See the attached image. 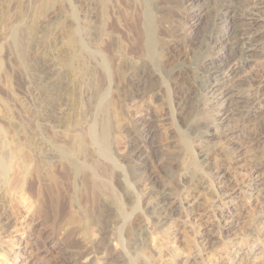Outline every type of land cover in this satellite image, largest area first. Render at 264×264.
I'll list each match as a JSON object with an SVG mask.
<instances>
[{"label": "rangeland", "instance_id": "obj_1", "mask_svg": "<svg viewBox=\"0 0 264 264\" xmlns=\"http://www.w3.org/2000/svg\"><path fill=\"white\" fill-rule=\"evenodd\" d=\"M254 1L153 0L154 62L137 0H54L18 24L22 58L2 31L0 124L14 147L32 141L25 159L39 175L21 181L23 162L13 160L0 186V264H264V36L247 65L238 48L203 42L207 16L198 21L202 9L210 27L230 11L217 22L226 32ZM75 33L102 56L86 57L78 73L67 66ZM224 56L238 69L221 99L208 89V66ZM100 95L110 157L87 138Z\"/></svg>", "mask_w": 264, "mask_h": 264}, {"label": "bare ground", "instance_id": "obj_2", "mask_svg": "<svg viewBox=\"0 0 264 264\" xmlns=\"http://www.w3.org/2000/svg\"><path fill=\"white\" fill-rule=\"evenodd\" d=\"M36 1L37 0H31L30 6L26 7V5L24 4V2L22 0H0V35H2V31L3 32L8 31L10 34H12V39H13L12 42L18 51L19 58L24 57L23 55H24L25 51L23 48H25V47L21 46L24 44V43H22L23 39L21 38V36H22L21 33L23 30H22V28H20V25H18V24L20 22H22L27 16H29L30 18L32 17V21H33V18L38 16V13L44 12L49 6H51V4L53 3L54 0H40L39 1L40 3L37 1V4L39 3L38 6H36ZM137 1L141 2L142 7H143V8L140 7V9H143V11L141 13V19L142 20H141L140 26H141L142 34H143L142 39H143L144 45H145V52H146L148 58L151 60V62L152 61L154 62L156 60V49H157V45H158L157 41H156V27L157 26H156V23L154 20V13H153L156 9L155 10L153 9V0H137ZM105 3H103V7H102L103 11H104L106 5L108 4V3L107 4H105ZM250 5H251V7L248 10V13L247 14L245 13L246 16L244 17L245 18L244 22L242 24H240V23H237L234 21L233 23H231V27L228 28V30L226 32H224L225 30L224 31H221V30L218 31V28L220 25L217 22L218 21L222 22L223 20L228 21V17L232 16L230 11L226 12L225 15L223 17H221L220 19L219 18L218 19L213 18L212 24H211L212 27H210V24H209L211 22V20H209V17H208L209 12H208L207 8L202 9L200 11L199 19H198L199 22H202V20H204L207 16V18L205 19V22L204 21L202 22V23H204V27L207 26L206 28L208 30V31L206 30L207 33H205L203 35V38H202L203 42L215 41V44L218 45L219 47H222V48H228V49H232L233 47L238 48L239 55H241V57L243 58L244 64H247V65L250 64L252 62V60H254L255 51L259 49L257 47L258 46L257 37L264 36V22H263L264 20L262 19L261 15H260L262 9H264V0H255L254 2H251ZM103 13H105V12H103ZM34 21H35V19H34ZM138 26H139V24H138ZM26 29H27V27H26ZM29 30H30V28H29ZM28 31H25V32H28ZM138 31H139V29H138ZM217 32L220 35H216ZM6 35H7V33H6ZM25 35H26V33H25ZM3 36H5V34ZM102 36H105V35H102ZM0 38L4 39V38H2V36ZM26 38H24V41ZM31 40L32 39L30 38V41ZM143 41H141L142 42L141 44H143ZM0 43H2V41ZM68 43H69V45H68V48H69L68 56H69V58L67 60V66L72 73L77 72L78 71L77 69L80 67L82 69V66L84 64L86 57L89 60L102 57L101 54L99 53L100 48H99V52L98 51L92 52L91 54L87 53L86 50L82 48L80 36L77 35L76 33L73 34L69 38ZM29 46H30V44H29ZM26 47H28V46H26ZM26 50H27V48H26ZM142 50H143V48H142ZM12 57H13V55H12ZM66 58H67V56H66ZM236 58H237L236 56H233V57L224 56L221 58L218 57V59L215 62H211L208 66L209 67V73L211 76V81H209V83H208V89H210V91H212L214 93H218V98L225 99L226 97H229L231 95V93H233L230 87L221 88V85L222 84L225 85L226 79L228 77L230 78V75L232 73L237 72V69H238L237 64L238 63L236 61ZM260 58L263 59L262 57H260ZM64 60L66 61V59H64ZM96 60H99V59H96ZM102 61L105 65L106 62L103 58H102ZM13 62H15V61L13 60ZM20 64H21V62H20ZM2 66H3V63H2V65L0 64V71H1ZM105 67H107V66L105 65ZM83 70H84V68H83ZM88 70H86V71L88 72ZM78 72H80V71H78ZM22 73H23V71H22ZM89 75H90V72H89ZM16 76H17V74H16ZM82 78H83V76H82ZM82 78H80V75H79V79H82ZM232 78H234V77H232ZM136 80H137L136 82L139 85H144L145 82L147 81L145 73H142L141 75H139V78ZM13 82H14V79H13ZM263 83H264V80L262 81V84ZM0 93H2V92H0ZM99 97H100V103H99L100 105L98 106L99 107L98 120L96 119L97 120L96 126L92 129H90L91 130L90 136H88V137L86 135H84V136L88 138V142L90 141L89 138L91 137V142L97 146V150L100 154L107 156V157H110V125H109V121H108V117H107L106 107L103 104L104 103L103 102L104 96L100 95ZM4 126L0 124V186L5 185L9 181V177H11L10 175L13 173L11 171V168L13 165L12 163L13 162L16 163V161L17 162L18 161L23 162V166H21L22 170H20V171H19V167L16 166L17 163L16 164L14 163L15 164L14 166H16L18 171L21 172V173H19V175H21V179H22L21 181H26L28 177H32V176L37 177V175H39V174H38V170H37L36 166H38V165L33 163L34 166H33V164L30 166L31 163L29 164L28 161H26V159H25L29 156L28 151L31 150L29 148H32V141L30 140V142H26V143L23 142L22 143L23 138H21L22 137L21 136L20 140H18L19 144L15 145V147H14V145L12 143L14 141L16 142V140H14V139H13L14 141L12 140L13 137L11 135L13 133H9V131H11L9 129V127H8V129L5 128L8 125L5 127ZM16 132H18V131H16ZM9 134H11V135L9 136ZM88 134H89V132H88ZM10 139L13 141L12 143H11ZM147 139H150V136H148ZM24 140H26V139H24ZM81 140L83 142H84V140H85V142L87 141L85 138H84V140L83 139H81ZM81 140L79 142H81ZM22 144H24L25 147H22ZM85 144H87V142ZM81 145H80V148H81ZM33 146H34V144H33ZM187 149H188V145H187ZM33 153H34V151H33ZM61 154L64 157H70V155H71V153L69 151H66L63 149H61ZM30 155L32 156V151H31ZM28 159H29V157H28ZM13 160H16V161H13ZM33 160H34V154H33ZM30 162H31V160H30ZM36 162H38L37 159H36ZM71 162H72L74 168L78 172H82V170L84 171V167L82 165L77 164L74 161H71ZM20 164H22V163H20ZM16 168L15 169L13 168L14 172H16L15 171V170H17ZM38 169H39V167H38ZM220 171H222V170H220ZM89 172H90V174L94 173L91 170H89ZM224 174L225 173L220 172L218 174V175H220L219 178L223 179L225 176ZM18 183H19V185H21L20 182H18ZM121 207L122 206L118 207L119 211H121L120 210ZM160 207H162V206H160ZM161 212H162V210H161ZM204 241L207 242L208 238L204 239Z\"/></svg>", "mask_w": 264, "mask_h": 264}]
</instances>
